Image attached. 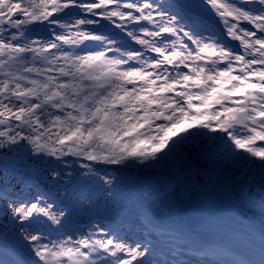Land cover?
Wrapping results in <instances>:
<instances>
[{
  "label": "snow or ice",
  "instance_id": "6c2138e0",
  "mask_svg": "<svg viewBox=\"0 0 264 264\" xmlns=\"http://www.w3.org/2000/svg\"><path fill=\"white\" fill-rule=\"evenodd\" d=\"M189 145L177 190L235 171L260 212L258 258L196 264H264V0H0V150L39 177L0 178V264H187L69 185Z\"/></svg>",
  "mask_w": 264,
  "mask_h": 264
},
{
  "label": "trees",
  "instance_id": "16d2710c",
  "mask_svg": "<svg viewBox=\"0 0 264 264\" xmlns=\"http://www.w3.org/2000/svg\"><path fill=\"white\" fill-rule=\"evenodd\" d=\"M197 143L199 144V141ZM191 147L189 145L186 149H182L173 155L178 160L175 168L168 161L162 167L155 168L158 175L168 171L169 176L165 179L169 180L170 178L169 181H171L172 176V184L160 194L159 203L155 205L161 208L159 216L151 223L147 217L144 220L149 222L150 227L156 230L177 229L185 232L186 236L192 240L212 242L211 255L222 257L228 251H234L245 257L252 255L258 258L260 224L245 212V207H242L241 202L233 196V184L239 178L235 171L226 172L224 175L217 173L211 177H203L208 182L207 187L202 186L197 181L195 187L189 183L180 190L176 189L177 171ZM22 158L27 161V157L23 156ZM10 166H13V164ZM117 167L119 169L124 168L122 166ZM7 172L9 175H16V170L12 167L7 168ZM24 175L39 178L31 169L29 173H24ZM116 186L120 187V184H116ZM69 192L74 197L91 196L96 203L98 198H106L103 186H99L96 182L91 185H69ZM119 198L122 200L123 196L120 195ZM196 198L199 201H195ZM178 202H182V206ZM97 211L107 215L104 203L96 205L91 210L93 213ZM251 212L260 215L259 209H253ZM79 214L84 217L89 214V210L82 209ZM118 215L121 216L122 212H119ZM232 227L234 228V234L229 236L228 231ZM235 232L239 233V239L234 237Z\"/></svg>",
  "mask_w": 264,
  "mask_h": 264
},
{
  "label": "rangeland",
  "instance_id": "374dc122",
  "mask_svg": "<svg viewBox=\"0 0 264 264\" xmlns=\"http://www.w3.org/2000/svg\"><path fill=\"white\" fill-rule=\"evenodd\" d=\"M208 21H206V24H208ZM38 31L43 32V29H38ZM23 156H28L26 150H0V178L3 177L5 169L7 170V168L9 167H12L16 171L18 169L22 170L25 174L29 173L30 169H25L24 165L21 163V161H25V159L22 158ZM167 161H171V164L173 163L172 158L169 160L168 158L164 159L160 163L151 162L150 164H148V167H146L147 165L145 166L133 162L130 163L128 166L124 167L123 169H120L118 172L116 171L117 167L111 166L109 168V171H111L113 175L118 177V181L116 184H120V187H117L115 185V188L112 189V191L114 192V195L112 197H108L104 190L106 198L100 197L98 198L96 203V205H101L104 203L105 210L107 212L106 214L109 216H116L120 218L123 221V227L126 231L130 233H135L137 235H147L148 232H151L153 234L151 238L159 242L157 257L162 261H171L170 257L167 256V253L170 251L169 249L172 240L167 241V244L165 245L167 248L163 247V243L161 242L159 235L154 232L153 229L148 227L147 222L144 221V218L146 217L144 215V210L149 206L150 202H155L154 196L157 197L160 191H166L169 186L167 181L155 172V168L162 167L165 163H167ZM12 164L13 166H10ZM14 176L15 175L8 174V178L10 180ZM99 186L102 185L99 184ZM61 195H65L63 190H61ZM120 195L123 196L122 200H120L119 198ZM195 201H199V199L196 198ZM117 207L119 208L116 209ZM244 209L246 212V208ZM119 212H122L121 216L118 215ZM257 216L260 219V215L257 214ZM233 230L234 228L232 227V229L228 231L229 236H232L234 234ZM238 235L239 233L235 232L234 237H238L237 239H239L240 236ZM208 244L209 246H213L212 242L208 241ZM201 255L208 254L202 253L200 254V257L191 255L190 257H186L183 260L186 261L187 264H196L197 261L202 260V258H204ZM210 258V260L212 261H218L216 257ZM243 258H245V256H242L240 253L228 251L225 257L219 261L237 260Z\"/></svg>",
  "mask_w": 264,
  "mask_h": 264
}]
</instances>
